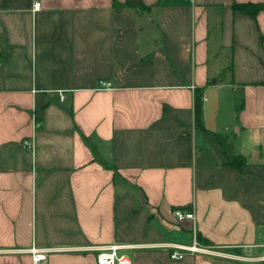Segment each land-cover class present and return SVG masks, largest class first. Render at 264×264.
<instances>
[{
  "label": "crops",
  "instance_id": "1",
  "mask_svg": "<svg viewBox=\"0 0 264 264\" xmlns=\"http://www.w3.org/2000/svg\"><path fill=\"white\" fill-rule=\"evenodd\" d=\"M251 2L0 0V264L111 244L139 246L132 264L262 262L264 10L234 9ZM194 232L224 255L159 246Z\"/></svg>",
  "mask_w": 264,
  "mask_h": 264
},
{
  "label": "built area",
  "instance_id": "2",
  "mask_svg": "<svg viewBox=\"0 0 264 264\" xmlns=\"http://www.w3.org/2000/svg\"><path fill=\"white\" fill-rule=\"evenodd\" d=\"M41 6V0H35L34 9L41 10ZM109 86H111L110 82H102L103 88H107ZM173 215L175 220L180 224H183L185 221H195L196 218L194 210L189 208H176L173 211ZM193 239L194 241L191 244H183L170 241L161 243L159 246L167 250L169 254H171L172 258L175 260L184 259L187 253H201L210 256L224 255V253L220 252V250L216 246L209 245L208 243L202 242L197 239L196 232H194ZM261 246L264 249V244H262ZM126 247L139 246H123L119 244H111L97 245V247H93V249L97 251V264H132V260L130 259V257L123 252ZM145 247L151 248L154 246L150 245ZM27 251L31 254L33 258V264H45V262L48 260V255L51 253V250L42 247H31L27 249ZM251 259H254V261L256 262L264 261V255Z\"/></svg>",
  "mask_w": 264,
  "mask_h": 264
},
{
  "label": "trees",
  "instance_id": "3",
  "mask_svg": "<svg viewBox=\"0 0 264 264\" xmlns=\"http://www.w3.org/2000/svg\"><path fill=\"white\" fill-rule=\"evenodd\" d=\"M234 9L236 10H240L242 12H244L245 14H248L249 16H252V17H256V15L260 12V11H263L264 10V3H236V5H234ZM226 79V77L224 76H221L220 78V82H224V80ZM211 82V80H210ZM197 94H196V117H197V121L199 123L200 122V113H201V95H202V92L198 89L197 91ZM244 162H245V159L243 156H238L235 161L233 162V164H236L237 166H239V168H241L243 165H244ZM197 239H199L200 241L202 242H207L205 241L204 239L201 238V236L199 237L197 235Z\"/></svg>",
  "mask_w": 264,
  "mask_h": 264
},
{
  "label": "rangeland",
  "instance_id": "4",
  "mask_svg": "<svg viewBox=\"0 0 264 264\" xmlns=\"http://www.w3.org/2000/svg\"><path fill=\"white\" fill-rule=\"evenodd\" d=\"M263 254H264V252H263ZM260 264H264V261H262Z\"/></svg>",
  "mask_w": 264,
  "mask_h": 264
}]
</instances>
